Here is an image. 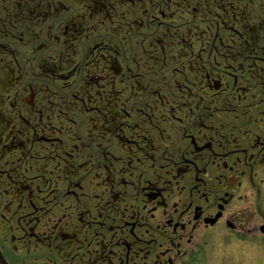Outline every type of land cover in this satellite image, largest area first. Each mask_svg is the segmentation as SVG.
I'll list each match as a JSON object with an SVG mask.
<instances>
[{
	"label": "flooded vegetation",
	"instance_id": "1",
	"mask_svg": "<svg viewBox=\"0 0 264 264\" xmlns=\"http://www.w3.org/2000/svg\"><path fill=\"white\" fill-rule=\"evenodd\" d=\"M252 259L264 0H0V264Z\"/></svg>",
	"mask_w": 264,
	"mask_h": 264
},
{
	"label": "rangeland",
	"instance_id": "2",
	"mask_svg": "<svg viewBox=\"0 0 264 264\" xmlns=\"http://www.w3.org/2000/svg\"><path fill=\"white\" fill-rule=\"evenodd\" d=\"M254 260H256L255 263L253 262ZM240 264H247V262L245 261ZM252 264H264V261H258L257 259H252Z\"/></svg>",
	"mask_w": 264,
	"mask_h": 264
}]
</instances>
